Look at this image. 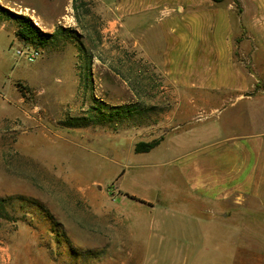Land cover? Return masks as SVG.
<instances>
[{
    "label": "rangeland",
    "instance_id": "obj_1",
    "mask_svg": "<svg viewBox=\"0 0 264 264\" xmlns=\"http://www.w3.org/2000/svg\"><path fill=\"white\" fill-rule=\"evenodd\" d=\"M48 2L0 0V8L30 18L44 34L56 35L45 47H27L15 37V27L0 11V198L23 196L36 202L62 227L67 241L50 232L52 225L36 207L20 211L7 207L12 218L27 215L16 224L0 220V264H128L124 253L132 248L140 252L146 248L148 255L140 260L145 259V264H181L184 259L190 264L187 219L176 218L180 224H174L169 236L174 241L153 238L142 245L145 207L127 197V203L142 213L134 236L138 249L131 241L118 240L121 235L112 205L123 199L118 184L137 195L149 186L154 199L166 180L156 169L141 176L140 171H131L123 177L121 165L128 162V154L133 166L153 164L134 154L135 145L189 128L200 135L203 130L215 129L212 139L251 132L247 123L250 113L243 109L247 103L235 102L236 97L230 95L220 97L219 92L208 91L203 81L202 87H190V66L170 64L172 58L162 50L151 57L155 49H146L150 43L145 34L152 43L159 38L167 42L168 38L156 31L159 19L142 13L152 7L167 9L176 19L178 4L183 2L59 0L53 9L47 8ZM223 3L231 4L238 14L231 1ZM26 5L36 6L48 16L38 21L33 12L21 8ZM65 5L70 7L68 11ZM231 19L233 24V15ZM59 28L67 32L60 33ZM240 34L235 42L245 38ZM169 38L165 54L169 46L177 44ZM24 50H34L39 57L30 62L19 53ZM234 56L237 62L241 60L239 50ZM258 61L264 63L262 54L253 60L259 68ZM244 65L246 72L253 73L250 65ZM203 67L208 68L202 66L201 70ZM210 68L217 75L228 73L230 80L229 72L240 73L231 64ZM258 90L264 91V79ZM100 104L140 105L152 113L147 121L121 127H62L64 121L83 116ZM212 109L217 112L209 116ZM203 118L207 122L201 123ZM207 137L198 141L204 143ZM172 186L180 190L182 183L173 178ZM226 211L230 217L227 230L221 228L211 240V264H264V193L244 197L240 205ZM174 249L185 255H172ZM130 264H139V260L132 259Z\"/></svg>",
    "mask_w": 264,
    "mask_h": 264
},
{
    "label": "crops",
    "instance_id": "obj_2",
    "mask_svg": "<svg viewBox=\"0 0 264 264\" xmlns=\"http://www.w3.org/2000/svg\"><path fill=\"white\" fill-rule=\"evenodd\" d=\"M46 1H49L47 8L53 9L59 0ZM169 1L184 3L182 6L178 4L179 15L176 19L167 9L152 7L142 13L159 19L160 28L155 27L156 31L159 30L161 35L168 38L167 42H161L159 38L152 43L151 37L145 34L146 41L151 46L149 48L146 44V49H155L151 57L159 56L157 50H162L164 56L170 55L172 58L170 64L190 66V87H202L204 83L205 87L208 86V91L219 92L220 97L230 95L236 97L235 102L247 103L243 109L244 112L250 113L247 123L251 125L252 131L212 139L211 135L215 134V129L203 130L199 132L200 135L189 128L185 132H176L164 137L161 143L148 153L134 152L153 164L133 166L128 154L125 157L128 162L121 165L123 177L131 171H140L141 176L151 169H156L166 180L154 199L150 197L149 186L141 195H137L121 189L118 184L117 192L123 199L112 202L116 212L115 225L120 230L118 234L121 236L118 240L131 241L133 247L138 249L137 238L134 236L136 229L141 226L138 218L142 213L140 209L131 207L124 195L142 200L151 205L146 207L140 204L145 207L146 216L142 229L146 236L140 239L144 241L142 245H148L146 241L153 238L163 242L168 239L174 241L172 235L169 237L174 232V224H180L177 219L185 218L189 222L190 230V264H211V240L217 238L221 228L227 230L226 225L230 220L226 208H236L244 197H258L264 193V91L258 90L259 82L264 79V63L258 61L259 68L253 63L257 55L262 54L264 57V0H245V5L239 0L241 14H236L231 4L215 5L211 0ZM21 8L33 12L32 16L38 21L48 16L44 12L40 13L36 6L26 5ZM69 8L65 5L67 11ZM216 8L218 10L213 12ZM232 15L235 19L233 24ZM35 23L37 24V21ZM151 30L155 29L148 28V31ZM240 33H244L245 38L235 42L238 35L241 37ZM169 37L177 44L169 46L170 51L165 54L164 45L170 42ZM238 50L241 54L239 62L234 56ZM214 64H231L240 73L234 72V75L229 72L233 79H227L228 73L222 71L217 75L210 68ZM244 64L250 65L253 73L246 72ZM202 66L208 68L203 67L201 70ZM208 73L209 76L205 75ZM216 112V109H212L209 116ZM205 122L207 121L203 118L201 123ZM206 136L209 137L208 141H198L199 137ZM173 178L182 183L180 190L173 188ZM230 231L236 234V230ZM155 234L160 236H154ZM145 249L140 252L132 248L124 253L126 259H129L128 264L132 259L139 260V264H145V259L140 262L148 255ZM174 250L172 255H185L183 250ZM160 254L164 256L162 252ZM122 264H127V261ZM181 264H187V259Z\"/></svg>",
    "mask_w": 264,
    "mask_h": 264
},
{
    "label": "trees",
    "instance_id": "obj_3",
    "mask_svg": "<svg viewBox=\"0 0 264 264\" xmlns=\"http://www.w3.org/2000/svg\"><path fill=\"white\" fill-rule=\"evenodd\" d=\"M214 4H221L224 1H231L237 8L238 14H241V8L239 0H211ZM0 11L5 15L8 21H11L15 27L14 35L15 37L27 47L41 48L45 47L47 44L51 43L56 35L55 34H44L41 30L35 26V24L26 16L13 14L5 9L0 8ZM58 32H67L59 28ZM257 88V87H256ZM152 110L146 107L138 105H123V106H108L105 104H100L96 108H92L89 112L80 117L69 118L64 121L61 125L65 129H84L88 127H99V126H114L121 127L124 123L140 124L149 119ZM162 139L155 140L153 142L137 143L134 147V152L137 154L148 153L154 148H156ZM128 199L135 201L137 203L151 206L150 204L136 199L134 197L124 195ZM17 205V206H16ZM36 207L39 212L42 213L43 218L48 220L52 225L50 232L55 235L56 238H62L66 240L65 233L62 227L54 221V218L44 210V208L35 204L32 200H28L23 196H9L0 198V220H4L8 223L16 224L25 220V215L23 214L21 218H12L9 216L7 207L12 210H22L24 208ZM67 241V240H66Z\"/></svg>",
    "mask_w": 264,
    "mask_h": 264
},
{
    "label": "built area",
    "instance_id": "obj_4",
    "mask_svg": "<svg viewBox=\"0 0 264 264\" xmlns=\"http://www.w3.org/2000/svg\"><path fill=\"white\" fill-rule=\"evenodd\" d=\"M21 55H26V58L30 61L33 62L35 59L39 57L38 52L34 50H24L19 52Z\"/></svg>",
    "mask_w": 264,
    "mask_h": 264
}]
</instances>
